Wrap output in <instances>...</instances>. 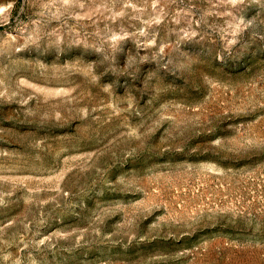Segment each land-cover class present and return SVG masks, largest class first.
Returning a JSON list of instances; mask_svg holds the SVG:
<instances>
[{"label":"rangeland","instance_id":"obj_1","mask_svg":"<svg viewBox=\"0 0 264 264\" xmlns=\"http://www.w3.org/2000/svg\"><path fill=\"white\" fill-rule=\"evenodd\" d=\"M0 264H264V0H0Z\"/></svg>","mask_w":264,"mask_h":264}]
</instances>
